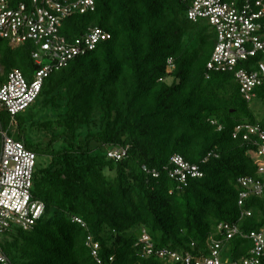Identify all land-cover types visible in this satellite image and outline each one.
<instances>
[{
	"label": "trees",
	"instance_id": "trees-1",
	"mask_svg": "<svg viewBox=\"0 0 264 264\" xmlns=\"http://www.w3.org/2000/svg\"><path fill=\"white\" fill-rule=\"evenodd\" d=\"M7 1L15 10L33 5ZM94 1V12L67 19L61 33L72 40L102 29L110 39L51 74L35 105L13 122L0 106V130L16 125L13 138L38 162L50 160L37 164L34 178L45 215L30 230L2 236V252L10 264H185L162 252L196 264L212 259L217 240L223 264L225 255L230 264L241 262L253 249L245 236L264 232V195L239 206V180H260L264 118L252 104H264V83L249 100L235 72L208 71L218 33L207 21L189 20L195 0ZM33 51L14 49L0 36V88L14 70L34 78L40 67ZM259 60L252 61L254 71ZM117 149L128 156L110 159ZM176 155L198 165L203 177L186 185L171 179ZM222 224L241 234L228 240ZM89 237L99 246L97 257Z\"/></svg>",
	"mask_w": 264,
	"mask_h": 264
},
{
	"label": "built area",
	"instance_id": "built-area-1",
	"mask_svg": "<svg viewBox=\"0 0 264 264\" xmlns=\"http://www.w3.org/2000/svg\"><path fill=\"white\" fill-rule=\"evenodd\" d=\"M32 3L31 9L22 4L15 10L10 9L7 0H0L1 38L8 40L14 49L31 45L34 49L33 59L40 67L31 81L21 71L14 70L0 88V106L13 119L35 105L51 74L95 51L101 43L110 39L109 34L102 29H91L84 36L72 40L61 33L67 19L94 12V0H33ZM243 3L242 7H238L224 0H195L189 9L188 18L194 23L207 21L218 33L217 46L208 64V71L235 72L243 94L250 100L255 88L264 83V4L261 0H243ZM259 56H262V60L257 62L258 69L254 71L252 61ZM241 64L247 66L237 70ZM246 129L252 134L259 132L252 126ZM241 130V127L238 128V131ZM260 133L264 141V132ZM127 156V149L111 150L108 153V157L115 161H122ZM257 158L261 160L260 180H239L243 189L240 207L245 205L250 196L264 195V148ZM37 164V153L5 130H0V238L15 228L32 229L45 215V204L36 199L33 193ZM171 166L173 169L170 177L180 184L186 185L190 178L203 177L198 165L188 163L179 155L171 159ZM144 171L150 173L146 167ZM153 175L159 176L156 172ZM251 216L250 212L242 214L243 218ZM74 222L86 227L81 219L75 218ZM219 232L228 240L241 234L238 226L230 224H222ZM245 238L253 242V249L249 257L237 264H261L264 258V232H252ZM143 242L148 243V237ZM222 245V241H213L212 259H206L203 263L198 261L196 264H223L219 256ZM88 246L93 247V254L97 257L99 246L93 244L90 237ZM147 250L151 254L153 246L149 245ZM161 257L177 262L185 261V264L193 262L190 256L184 260L169 252H162ZM0 263L10 264L1 248Z\"/></svg>",
	"mask_w": 264,
	"mask_h": 264
},
{
	"label": "rangeland",
	"instance_id": "rangeland-1",
	"mask_svg": "<svg viewBox=\"0 0 264 264\" xmlns=\"http://www.w3.org/2000/svg\"><path fill=\"white\" fill-rule=\"evenodd\" d=\"M0 72L3 73V69L1 67H0ZM168 82H169V84L173 83L172 80H169ZM252 108L255 109L256 114H258L261 118H264V104H262L260 101H255L252 104ZM11 120H12V122L14 121V119H11ZM6 132H8L9 135L12 137H16V138L18 137V127L16 125L13 126L12 123H10V124H8V126H6ZM30 137H31V135L28 134L29 139H31ZM49 161H50L49 158H42L39 160L38 163H41L45 166L49 163ZM223 259H224V262L226 264H230V260H229L228 256L225 255Z\"/></svg>",
	"mask_w": 264,
	"mask_h": 264
}]
</instances>
